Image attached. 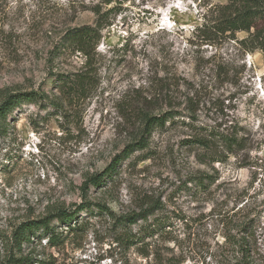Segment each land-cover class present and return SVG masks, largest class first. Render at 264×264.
<instances>
[{
    "label": "rangeland",
    "instance_id": "374dc122",
    "mask_svg": "<svg viewBox=\"0 0 264 264\" xmlns=\"http://www.w3.org/2000/svg\"><path fill=\"white\" fill-rule=\"evenodd\" d=\"M111 1L122 6L103 32L94 84L70 98L58 77L83 71L85 58L57 56L55 44L93 23L89 6L105 0H0V101L47 94L20 105L0 132V264H243L241 247L264 264L263 53L243 49L246 32L216 31L227 0ZM163 76L179 82L175 119L123 159L114 180L86 191L138 138L131 104L155 95ZM213 129L239 133L244 147L213 162L212 150L191 143ZM83 203L71 225L52 221L54 241L44 229L16 237L24 222ZM144 209L147 220L120 223Z\"/></svg>",
    "mask_w": 264,
    "mask_h": 264
},
{
    "label": "trees",
    "instance_id": "16d2710c",
    "mask_svg": "<svg viewBox=\"0 0 264 264\" xmlns=\"http://www.w3.org/2000/svg\"><path fill=\"white\" fill-rule=\"evenodd\" d=\"M122 2L112 3L111 0H105L104 3H96L89 6L94 13L93 23L79 27L68 28L61 38L55 44L56 55L67 52L80 53L85 58L83 71L73 73L72 75H60L58 82L63 91L68 92V97L75 98L85 96L91 88L94 81L95 63L98 56V47L103 38V32L112 26L117 17ZM218 33H229L234 38L239 32H246L247 36L240 40V44L247 52L261 51L264 56V0H227L220 5L219 18L215 24ZM213 37V28L208 32V38ZM168 74V73H167ZM158 91L155 95L143 104L135 100L131 104V109L138 117L140 132L138 138L129 144L121 155L116 156L114 160L101 172L91 175L85 181V190L88 191L90 185L98 187L103 186L107 181L114 180L118 173L119 165L122 160L129 158L136 150H144L148 147L153 132L157 128H164L168 121H173L176 117L178 105L173 87L179 85L172 77L163 76L157 81ZM47 99V94L40 90H17L4 96L0 101V132L3 130V124L7 121L8 115L14 112L23 103H40ZM193 145L203 148L205 151H213V162H223L232 154L244 147L245 141L239 133H225L213 129V133L201 136L191 140ZM199 185L205 186L203 178ZM90 203V202H89ZM89 204H79L74 209H60L57 213L49 215L39 220H29L19 227L16 237L20 241H30L33 231L44 229V235L54 241L60 234L52 225V221L57 219L61 222L71 225L76 219L81 209ZM104 212H108L113 217L116 215L106 204H97ZM152 211L142 210L139 213L126 214L120 216V223L131 225L138 223L139 220H147ZM60 237V236H59ZM132 243L137 241V235L131 236ZM140 239V237L138 238ZM243 264H251V256L241 247Z\"/></svg>",
    "mask_w": 264,
    "mask_h": 264
}]
</instances>
